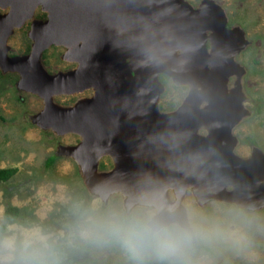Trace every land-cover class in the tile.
Here are the masks:
<instances>
[{"label":"water","instance_id":"water-1","mask_svg":"<svg viewBox=\"0 0 264 264\" xmlns=\"http://www.w3.org/2000/svg\"><path fill=\"white\" fill-rule=\"evenodd\" d=\"M77 1L0 0V70L16 72L19 77L15 88L42 99L41 109L30 116L34 125L59 136L71 133L80 137L76 144H58L55 154L75 161L88 192L103 202L111 194L120 193L127 207L147 191L159 188L186 219L183 199L188 191L200 205L223 201L248 211L264 208V152L256 146L246 157L235 152L237 137L232 127L248 113L239 106L246 95L238 86L236 104V95L225 90L229 73L224 68L230 61L236 65L234 55L248 41L239 27L227 28L221 5L215 0H201L197 7L187 0H79L84 52L81 46L77 52L84 55L77 59L76 69L50 74L41 63L43 49L52 42L72 46L79 40V26L74 25L70 39L46 34V41L42 30L49 21H36L33 12L40 4L50 15H60L64 22L70 17L75 24L78 18L74 15L80 12ZM29 19L33 21L28 31L33 40L30 52L10 55L9 37ZM64 27L68 29V25ZM146 48L156 53L155 61L145 58ZM126 57L143 75L142 83L149 85L154 82L161 86L158 71L168 73L176 83H190L194 73L205 71L210 65L205 88L208 104L198 108L196 118L185 125L159 131L147 127L144 132V127L135 125L137 121L123 110L122 103L113 104L115 99L130 98L122 92L128 86L117 81L107 84L106 71ZM99 74L104 76L105 84L97 81ZM134 81L132 78L130 83L135 84ZM90 87L94 93L72 105L54 101L56 95L79 93ZM198 97L190 90L184 107ZM121 106L122 113L113 110ZM146 106L155 109L156 100L148 101ZM237 106L241 111L235 110ZM146 117L147 113L144 122L150 124ZM200 127L208 134L198 133ZM103 156H116L117 169L99 171L98 162ZM168 188L175 195L173 199ZM195 238L193 234L192 239Z\"/></svg>","mask_w":264,"mask_h":264},{"label":"rangeland","instance_id":"rangeland-1","mask_svg":"<svg viewBox=\"0 0 264 264\" xmlns=\"http://www.w3.org/2000/svg\"><path fill=\"white\" fill-rule=\"evenodd\" d=\"M187 1L197 7L201 0ZM215 1L224 9L230 27L242 29L248 41L236 56L245 69L243 104L248 113L233 129L235 152L246 157L253 146L264 152V0ZM27 29L25 25L10 36V55L28 52ZM62 51L52 47L45 52L44 63L51 71L69 66L59 60ZM16 81L15 72L0 70V169L16 168L0 181V260L4 264L22 259L42 264H264V208L248 211L223 201L200 205L191 191L183 203L196 238L180 257L135 258L116 239L92 230L89 217L125 208L122 197L103 202L88 192L75 161L55 154L58 144L76 143L78 135L59 136L34 125L30 116L41 109L42 99L17 90ZM185 93L186 88L167 84L160 102L171 107ZM55 97V102L66 104L77 96ZM51 155L55 159L48 165ZM102 162L105 169L110 167L108 158ZM7 206L18 207L19 216L7 220Z\"/></svg>","mask_w":264,"mask_h":264},{"label":"flooded vegetation","instance_id":"flooded-vegetation-1","mask_svg":"<svg viewBox=\"0 0 264 264\" xmlns=\"http://www.w3.org/2000/svg\"><path fill=\"white\" fill-rule=\"evenodd\" d=\"M79 5H80V2L78 0L77 6L75 4L76 8ZM79 10H80V12L78 11L79 14H77V12H76V15H74L75 18H78V22H76L75 24L71 23L72 20L70 17L66 18L65 21H67V22H64L61 19V16L59 14L58 15L60 18L57 17L56 15L54 16L53 14L50 15L48 13V11H45L42 9V6L40 4L36 6V8L33 12V18L36 21H39V20L40 21H47V20L49 21V23L46 24L48 29L46 28L45 30H42V32L44 33V34H42L44 36L43 39H45L46 41L49 39L48 35H46V34H53V35H57L58 37L64 36L67 39H70L72 37L71 31H72V28L74 27V25L79 26V30H78L79 40L76 43H74L72 46H69L68 44L64 45L63 43H60V42L59 43H53L52 42L50 44H47V46L43 49L42 56H41V63L43 65V67L45 68V70L50 74H56L60 71L68 72V71L76 69L79 65V62L77 59L80 58L81 55H84L82 53L77 52V50L79 49L78 47H80V46L84 52V38H82L83 34H82V31H81V28L79 25V20H80V23H82V14L83 13H82L81 8H79ZM73 22H75V21H73ZM32 24H33L32 19H29V20H26L21 27L16 28V29H20V28L24 27L25 25L28 26V29L26 31V35L30 40V46H29L28 52L23 53V54H28L31 50V45L33 43V40L28 36V31L31 29ZM41 24H43V22ZM64 25H68V29L66 27H64ZM226 26H227V28H231L229 23H228V17H227ZM15 30H14V32H15ZM49 31H50V33H49ZM42 41H44V40H42ZM52 47L53 48L54 47L62 48L63 51L59 54V60L62 63H65L69 66L65 65L64 67L56 69V71H51L45 65L44 54H45V52H47ZM245 47L246 46H244V47L242 46L239 49V51L235 53L234 61H235L236 65L234 64V62L230 61L228 66L224 68V69H226L225 73H229L227 76V81H226V85H225L226 89L225 90L228 93L233 92L236 95V97H234V101L236 104L239 103L238 98H239V94H240V89L238 88V86H240L241 91L245 95V92L243 89V74L245 73V69H244L243 65L238 63L236 60V56L240 52H242L245 49ZM206 48H207L206 51L209 52V50H210L209 40L206 41ZM227 63H228V61H227ZM240 66L242 67L243 72H242ZM224 69H222L221 71H223ZM206 70L208 71V73ZM206 70L205 71L201 70L198 73H194V75L191 77L192 79H191L190 83H188V82L176 83L173 80V77L171 75H169L168 73H166L164 71H158L157 72V81L159 82V84H161L162 89H161L160 85H157L154 82H153L154 85L142 83L143 78H144L143 75L141 74V72H139V69L137 67L133 66L131 59L127 58V57L124 58L123 61L120 60V63L117 64V67H114V69L109 68V71H106V73H107V76L109 79L107 84H109V82H112V81H117V83L119 85L123 82V84L126 85V87L128 86L127 89L122 91V92H123V95H129L128 97H130V98H126L125 101H123V99H115V100L113 99L114 100L113 104L117 103V102L122 103L123 106H125V108H123V110H126L128 115L129 116L132 115V117L135 119V121H137V123L135 125L143 126L144 132H147V129H146L147 127L157 129V131H159L160 129L168 128L169 126H173V127L178 128L179 125H185L189 121L196 118V116H197L196 110L198 108H203L208 104V101L205 97V95H206L205 94V88L207 87V83L209 82V78H210L209 72L211 71V66L208 65ZM18 77L19 76L17 74V79H18ZM103 78H104V76L99 74L97 81L98 82L100 81L99 83L102 84V83H104ZM110 78H111V80H110ZM132 78L135 80L134 81L135 84L130 83ZM128 80H129V82H127ZM167 84H170V85L174 86L175 88H186V93L183 96V98L181 100H179L178 103L174 104L171 107L166 108L163 104H161L160 100H161L162 94L165 92V90H167ZM149 88L151 90H148ZM190 90H192V92L195 95L199 96L198 97L199 100L198 99H195V100L192 99L193 103L191 101L189 106L184 107V102H185L186 97L188 96ZM85 92H89V94H85ZM93 93H94L93 88L90 87V88H87V89H85L79 93L59 94L56 96L59 97V96H75L76 95L77 97L75 99H73L72 102L62 104L65 106H69V105L74 104L76 101H78L79 98L90 97ZM78 94H80V95L78 96ZM137 95H139V97L135 98ZM144 96H150V98L145 100L143 98ZM200 96H202V98H200ZM54 98H56V97H54ZM154 100H156L155 109H153V107L147 108L146 103H148V101L152 103V101H154ZM196 102H198L197 107L195 106ZM243 102H244V100L242 101V105L240 104L239 106H241L242 109L243 108L245 109ZM59 104H61V103H59ZM123 106H121L120 108H117V109L115 107V109L113 108V110H115L116 113H117V111L122 113L121 110H122ZM235 110H240V108L237 106V107H235ZM146 113L148 114V117H146V119H148V121H150V124H147L144 122ZM128 115H126V116H128ZM177 120H179V123L175 122ZM236 124L232 127V133H233V129L236 126ZM189 125L190 126H196V124H193V123H189ZM198 133H200L201 135H207L208 134L207 130L204 129L203 127L199 128ZM79 140H80V137H79ZM78 142H76V143H78ZM76 143H73V144H76ZM65 144H69V143H65ZM104 158H108V160L110 161V167L108 169H105V167L103 165L104 163L102 161ZM117 166L118 165H117V157L116 156H114V157L103 156V157H101V159L98 162V170L99 171H113V170L117 169ZM117 175H118V173L116 171V176ZM168 194H169L170 198H172V199L175 196L170 188H168ZM117 195L122 197L123 207L126 208V206L124 205V198L125 197L120 193L111 194L108 197L107 201L109 200V198L117 196ZM192 240H194V239H192Z\"/></svg>","mask_w":264,"mask_h":264},{"label":"clouds","instance_id":"clouds-1","mask_svg":"<svg viewBox=\"0 0 264 264\" xmlns=\"http://www.w3.org/2000/svg\"><path fill=\"white\" fill-rule=\"evenodd\" d=\"M143 55L148 61L157 56L151 48ZM94 231L114 239L135 258L154 255L161 259L180 257L191 245L196 231L186 219L163 197L159 188L151 189L126 208L112 209L89 217ZM14 250V243L8 245ZM0 264H4L0 260ZM19 264H42L39 260L22 259Z\"/></svg>","mask_w":264,"mask_h":264},{"label":"trees","instance_id":"trees-1","mask_svg":"<svg viewBox=\"0 0 264 264\" xmlns=\"http://www.w3.org/2000/svg\"><path fill=\"white\" fill-rule=\"evenodd\" d=\"M54 159H55V155H51L47 160V164L48 165L51 164L54 161ZM15 171H16L15 167L0 169V181L8 179L10 176H12L15 173ZM4 213H5L4 216L7 220H13L16 217H18L20 214L19 208L16 206H7ZM2 226H4V224L1 225V228H3Z\"/></svg>","mask_w":264,"mask_h":264},{"label":"bare ground","instance_id":"bare-ground-1","mask_svg":"<svg viewBox=\"0 0 264 264\" xmlns=\"http://www.w3.org/2000/svg\"><path fill=\"white\" fill-rule=\"evenodd\" d=\"M174 76V75H173ZM176 77V76H175Z\"/></svg>","mask_w":264,"mask_h":264}]
</instances>
